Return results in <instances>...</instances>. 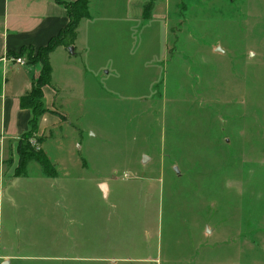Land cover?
Listing matches in <instances>:
<instances>
[{
	"label": "rangeland",
	"instance_id": "obj_1",
	"mask_svg": "<svg viewBox=\"0 0 264 264\" xmlns=\"http://www.w3.org/2000/svg\"><path fill=\"white\" fill-rule=\"evenodd\" d=\"M89 3L75 41L80 97L63 87L77 73L54 60L65 126L16 139L61 177L51 194L4 206L0 254L9 264H264V0ZM5 153L17 170L18 151Z\"/></svg>",
	"mask_w": 264,
	"mask_h": 264
},
{
	"label": "crops",
	"instance_id": "obj_2",
	"mask_svg": "<svg viewBox=\"0 0 264 264\" xmlns=\"http://www.w3.org/2000/svg\"><path fill=\"white\" fill-rule=\"evenodd\" d=\"M64 1L75 4L77 0ZM69 20L67 10L55 0H0V138H4L0 140V252L4 245L2 241L4 206L6 204L10 207L17 206L18 201L21 202L20 206L23 203L27 206L28 200L32 201L30 200L32 194L36 192L51 194L54 190V182L61 177L59 174L56 178H48L44 176L40 167L30 165L27 169V176L17 178L14 173L16 165H13V168H6L4 165L5 152L11 150V157L15 160L18 147L16 139L29 131L32 112L31 109L21 107V99L30 94L33 84L39 80L42 71L40 63L30 65L26 62L22 66L13 60L18 59L14 57L23 49L39 50L46 47L53 38L67 28ZM73 47L76 50L74 55L68 53V48L60 47L49 58L53 80H51V85L43 89L47 113L40 121L39 135L65 126L58 114L63 100L51 91L55 80V59H61L63 61L61 67L67 71L77 73V76L73 75L71 83L63 87L72 91L66 93L69 97H80L74 92V90L78 92L80 86L75 85L73 81L79 80L80 77L83 78L81 70L83 66L77 65L76 57L80 54V50L75 48V44ZM66 97L69 98L65 95L64 98ZM72 102L74 101L70 104ZM46 148L47 141L42 145L43 150ZM76 163L80 169L85 170L81 167V161H76ZM55 164L60 166L57 162ZM103 186H105V192H103L105 198H109L112 191L109 184L99 183L100 190L98 187L96 189L101 192ZM11 259L12 257L0 254V263L7 261L10 263Z\"/></svg>",
	"mask_w": 264,
	"mask_h": 264
},
{
	"label": "trees",
	"instance_id": "obj_3",
	"mask_svg": "<svg viewBox=\"0 0 264 264\" xmlns=\"http://www.w3.org/2000/svg\"><path fill=\"white\" fill-rule=\"evenodd\" d=\"M57 4L63 6L69 15V25L57 37L53 38L46 47L39 49L37 57L32 56L34 49H23L20 54L14 58L22 59L26 57L27 64H42V71L32 87L29 95L21 99V107L31 109L32 118L30 120L29 131L24 134L26 139L36 134L39 129L42 117L47 113L44 102L43 89L51 85L52 67L49 61L51 54L60 47H73L76 41L77 29L82 21L91 18L89 0H77L74 3H67L64 0H55ZM67 37V38H66ZM69 37V39H68ZM25 51L29 52L28 54ZM30 140H26L25 146L18 147L19 165L15 170V177H26L29 165L35 163L43 170L44 176L56 178L57 173L50 159L44 151H36L30 145ZM47 140H39L42 146Z\"/></svg>",
	"mask_w": 264,
	"mask_h": 264
},
{
	"label": "water",
	"instance_id": "obj_4",
	"mask_svg": "<svg viewBox=\"0 0 264 264\" xmlns=\"http://www.w3.org/2000/svg\"><path fill=\"white\" fill-rule=\"evenodd\" d=\"M230 1V0H229ZM67 51H68V53L70 54V55H74L75 54V51L76 50H74V47H69L68 49H67ZM176 170V172L178 173V170L177 169H175ZM105 186H103V192H105ZM4 264H9L8 262H6V263H4Z\"/></svg>",
	"mask_w": 264,
	"mask_h": 264
},
{
	"label": "built area",
	"instance_id": "obj_5",
	"mask_svg": "<svg viewBox=\"0 0 264 264\" xmlns=\"http://www.w3.org/2000/svg\"><path fill=\"white\" fill-rule=\"evenodd\" d=\"M13 62H15V63H17V64H19V65H22V66H24V65L26 64V63H25L23 60H21V59H14ZM0 147H1V145H0Z\"/></svg>",
	"mask_w": 264,
	"mask_h": 264
}]
</instances>
